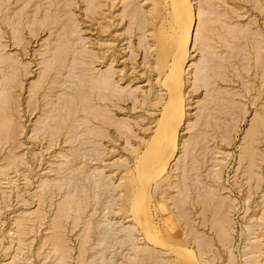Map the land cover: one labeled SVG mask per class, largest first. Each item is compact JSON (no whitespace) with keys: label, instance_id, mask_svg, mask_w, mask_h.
Returning <instances> with one entry per match:
<instances>
[{"label":"rangeland","instance_id":"obj_1","mask_svg":"<svg viewBox=\"0 0 264 264\" xmlns=\"http://www.w3.org/2000/svg\"><path fill=\"white\" fill-rule=\"evenodd\" d=\"M185 2L0 0V264H264V0Z\"/></svg>","mask_w":264,"mask_h":264},{"label":"bare ground","instance_id":"obj_2","mask_svg":"<svg viewBox=\"0 0 264 264\" xmlns=\"http://www.w3.org/2000/svg\"><path fill=\"white\" fill-rule=\"evenodd\" d=\"M171 1V0H170ZM173 1V0H172ZM174 5H175V10H176V12L175 13H177V14H175V16L177 17V18H179L180 17V19H181V16L183 17V14H184V16L188 19V23L187 22H183V23H187V26L184 28V27H181V28H183L182 30H180V33H181V31H182V36H181V38H182V42H181V40H180V42H181V46H182V48H184L185 50H183L182 52H181V50L182 49H180V47L178 48V49H180L179 50V52H178V55H176V57L177 56H179V55H181L182 54V56L184 55H186L187 56V47H188V45H189V43L190 44H192V43H194L195 41H194V39H195V36L197 37V33H196V29L198 28L197 27V25H198V22H194V20H193V17H192V8L189 6V4L188 3H186L185 2V0H174ZM180 14V15H179ZM174 16V17H175ZM185 17H183L185 20H186V18ZM182 18V19H183ZM176 19V18H175ZM180 19L179 20H177L178 22L180 21ZM182 21H184V20H182ZM198 21V20H197ZM178 24V23H177ZM179 24H181V22L179 23ZM180 26H182V25H180ZM184 26V25H183ZM197 27V28H196ZM181 28H179V29H181ZM179 29H178V32H179ZM200 29V28H199ZM181 35V34H180ZM177 37V36H176ZM179 37V36H178ZM192 37V38H191ZM180 38V37H179ZM198 38V37H197ZM178 41V40H177ZM194 41V42H193ZM178 44H179V41H178ZM178 44H177V47H178ZM152 49V48H151ZM177 50V49H176ZM178 51V50H177ZM185 51V54L183 53ZM179 53H181V54H179ZM185 56V57H186ZM181 57V56H180ZM180 57H178L177 58V60H179V61H184V60H186L187 59V57H186V59H184L183 57V60H182V58H181V60L179 59ZM173 59H174V56H173ZM176 60V61H177ZM173 61V60H172ZM179 61H177V62H179ZM186 62V61H185ZM185 62H183V64L185 63ZM173 63H174V61H173ZM173 63H172V66H174L175 68L177 67V64L175 65H173ZM181 63H179L178 64V66L180 65ZM182 64V65H183ZM182 65H181V69H180V67H177L176 69L173 67H171L172 68V70L173 71H171V68H170V74H169V81H168V88L169 89H174V88H177V87H180V88H177V89H181V87H182V85H183V82H182V80H181V77L183 76L182 74V71H179V69L180 70H182L183 68H182ZM184 66V65H183ZM180 75H181V77H180ZM167 77V76H166ZM178 78H179V80H178ZM164 80V79H163ZM166 84V83H165ZM164 88H166V87H164ZM168 88H166V89H168ZM183 89V88H182ZM176 89H174L173 91H175ZM168 91V90H167ZM182 91V90H181ZM180 91V92H181ZM170 92H171V94H172V91L170 90ZM169 92V93H170ZM177 93H179V90L175 93L176 94V98H174V94H172V96H171V98H170V95H169V101L168 102H170V104H169V106H167L166 107V109H164V115H163V120L161 121L162 122V124H161V122L159 121V123L161 124V126H157V127H159V128H157L158 130H157V133H155V139H156V141L158 140V139H160V140H158L157 142L155 141V142H153L152 140V143H156V145L158 144V143H160L161 144V151H159V152H161L162 154L164 153V152H166V156H168V157H165V155H164V157H162L163 155L161 154L160 155V153H159V158H160V162L162 163V159L163 158H167L168 160L170 159L171 161H173L174 159H175V150H176V145H174V143H176V139L178 138L177 137V134H178V132H177V126L176 125H178V123H180V121L178 122V120L183 116L181 113H182V107H184V106H182V107H178L177 105H178V102H175V101H177V100H179V104H182V103H180L181 102V100L183 101V99H177L178 98V95H177ZM179 95H180V93H179ZM181 96V95H180ZM184 98V97H183ZM171 99V100H170ZM175 99V100H174ZM176 103H177V105H176ZM183 105V104H182ZM181 106V105H180ZM184 113V112H183ZM182 119H183V117H182ZM181 120V119H180ZM182 121V120H181ZM176 122V125H174V123ZM175 126H176V128H175ZM157 136V137H156ZM165 137H166V139H165ZM153 139H154V137H153ZM171 141V142H170ZM150 144V143H149ZM155 145V146H156ZM159 145V144H158ZM170 145H172V147L170 146ZM150 146V145H149ZM152 146V145H151ZM154 146V145H153ZM157 147V146H156ZM153 148V147H152ZM157 149H158V147H157ZM157 149H155L154 151H157ZM152 151V150H151ZM153 151V152H154ZM169 151V152H168ZM146 152V151H145ZM158 152V151H157ZM168 152V153H167ZM155 153V152H154ZM143 154V153H142ZM155 155H156V153H155ZM156 156H158V155H156ZM152 157H154V159H156L157 157H155L154 156V154L152 153ZM162 157V158H161ZM178 157V156H177ZM176 157V158H177ZM144 158V157H143ZM147 158V157H146ZM145 159V158H144ZM151 159V158H150ZM158 159V158H157ZM156 159V161L154 160L153 162H156V163H154V165L156 166V167H158V166H161L162 167V164H160L159 162H158V160ZM167 159L165 160L164 159V168H165V166H166V164L168 163V161H167ZM141 162V161H140ZM143 162H144V160H143ZM158 162V163H157ZM146 163H147V161H146ZM151 164V163H150ZM140 165H142V164H140ZM149 166V165H148ZM151 167L153 166V165H150ZM160 167V168H161ZM141 168H144V167H141ZM145 169V168H144ZM142 170V169H141ZM152 170V169H151ZM154 170H156L155 168H154ZM158 170H159V168H158ZM162 170H164V169H162ZM146 171H147V169H146ZM153 171V170H152ZM160 172H161V170H159ZM151 173V172H150ZM158 173V172H157ZM147 175V174H146ZM141 176V175H140ZM146 178V177H145ZM140 179V178H139ZM148 184V183H147ZM144 188V187H143ZM146 188H147V186H145V190H146ZM142 190V189H141ZM144 191V190H143ZM139 192V191H138ZM140 193V192H139ZM137 194V193H136ZM142 194V193H141ZM140 195V194H139ZM133 199V198H132ZM135 199V198H134ZM140 199V198H139ZM137 199H135L134 200V203H135V201H136ZM138 201V200H137ZM136 201V202H137ZM134 203H132V204H134ZM140 203H141V200H140ZM137 204V203H136ZM135 205V204H134ZM133 205V206H134ZM218 205V204H217ZM137 208H139L140 206H137V205H135ZM217 207V206H216ZM132 208V207H131ZM141 208V207H140ZM134 209V208H133ZM218 209H220V208H218ZM141 210V211H140ZM143 210V211H142ZM222 210V209H221ZM137 211H139L140 212V215L142 216L141 218H142V220L146 217V216H148L147 215V208H145V207H142V209H137ZM145 211H146V214H145ZM142 212H144V214L142 213ZM223 212V211H222ZM149 213V212H148ZM145 216H143V215ZM215 214H217V212L215 213ZM221 214V213H220ZM139 216V215H138ZM215 216V215H214ZM219 216V215H218ZM223 216V215H222ZM216 217V216H215ZM134 218V217H133ZM140 218V217H139ZM139 218H137V219H139ZM141 218L139 219L141 222H143L142 220H141ZM148 218V217H147ZM217 219H221V216H220V218H217ZM138 220V221H139ZM148 220V219H147ZM139 221V222H140ZM149 222H150V220H148ZM140 222V223H141ZM144 222H146V221H144ZM147 224H151V223H147ZM222 224V223H221ZM225 224V223H224ZM144 226V225H143ZM150 226V225H149ZM146 227V226H145ZM156 229V228H155ZM220 229V228H219ZM158 230V229H157ZM218 230V229H217ZM145 231V230H144ZM220 233H221V231H220ZM152 234V233H151ZM151 234H149V235H151ZM221 234H224V233H221ZM220 234V235H221ZM147 235V234H146ZM145 235V236H146ZM149 235H147L148 237H147V240H148V243H150V242H153V241H155L154 239H153V236H149ZM155 238V237H154ZM221 239V238H220ZM156 242V241H155ZM154 242V243H155ZM160 242V241H159ZM156 244H157V242H156ZM161 244V243H160ZM203 244V243H202ZM162 247V246H161ZM173 251V250H172ZM179 253V252H178ZM181 254V253H180ZM183 255V256H182ZM186 254H181V255H179V256H182V259L183 260H185V259H189L190 257H192L191 256V254L189 255V256H185ZM191 259V258H190Z\"/></svg>","mask_w":264,"mask_h":264}]
</instances>
